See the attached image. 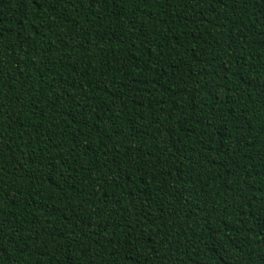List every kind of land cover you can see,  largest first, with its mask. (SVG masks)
I'll use <instances>...</instances> for the list:
<instances>
[{
  "label": "trees",
  "instance_id": "1",
  "mask_svg": "<svg viewBox=\"0 0 264 264\" xmlns=\"http://www.w3.org/2000/svg\"><path fill=\"white\" fill-rule=\"evenodd\" d=\"M0 264H264V0H0Z\"/></svg>",
  "mask_w": 264,
  "mask_h": 264
}]
</instances>
